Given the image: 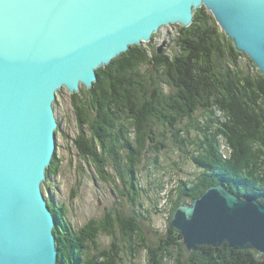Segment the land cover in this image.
<instances>
[{"label": "trees", "instance_id": "1", "mask_svg": "<svg viewBox=\"0 0 264 264\" xmlns=\"http://www.w3.org/2000/svg\"><path fill=\"white\" fill-rule=\"evenodd\" d=\"M157 37L100 67L93 87L82 86L70 100L80 160L101 180L124 181L133 203L141 205L142 194L155 189L156 213L165 211L167 217L165 233L156 231L160 236L153 241L140 220L146 216L117 209L77 229L68 205L52 192L62 165L57 146L42 188L56 219L58 264H124V248L134 259L144 250V264H264L258 250L233 249L228 243L189 253L182 235L169 227L182 198L191 201L212 184L264 204V74L205 6L194 12L189 26L178 25L177 51H159ZM61 132L58 121L56 136ZM173 146L193 161L198 175L179 179L176 186L152 174L149 183L142 182L139 165L159 173L162 150ZM102 232L113 239L112 248L101 246Z\"/></svg>", "mask_w": 264, "mask_h": 264}, {"label": "water", "instance_id": "2", "mask_svg": "<svg viewBox=\"0 0 264 264\" xmlns=\"http://www.w3.org/2000/svg\"><path fill=\"white\" fill-rule=\"evenodd\" d=\"M202 6L264 74V0H0V264L59 263L42 188L57 92L92 88L101 66L164 26H189ZM169 227L189 251L227 242L264 254V204L221 183L183 197Z\"/></svg>", "mask_w": 264, "mask_h": 264}, {"label": "rangeland", "instance_id": "3", "mask_svg": "<svg viewBox=\"0 0 264 264\" xmlns=\"http://www.w3.org/2000/svg\"><path fill=\"white\" fill-rule=\"evenodd\" d=\"M157 34L156 48L159 50L169 48L172 51H177V24L164 26ZM165 90L169 91L170 88L165 87ZM70 94L67 89L62 88L57 92L55 102L58 101V103L57 105L54 104L57 121L61 122L64 133L61 132L57 135V150L62 158V165L59 174L52 179L53 195L60 204L68 205V217L77 229L83 227L91 219H102L108 210L117 209L126 214H133L136 210L148 218L141 217V223L149 238L156 241L161 234L165 233L167 217L165 211L156 213L158 211L155 208L157 203L155 189L150 192L146 190L142 194L141 205H139V201L133 203L130 200L131 196L127 193L128 186L125 185L124 181L119 179L114 183L101 180L97 177L93 167L88 163L85 165L80 160L73 141L77 135V120L71 105ZM193 134L196 137L197 132L195 131ZM166 142L169 143V141ZM168 143L166 145H170ZM172 149L173 151L170 149L162 150L159 160L163 166H159L161 169L159 173H155L153 167L144 170V165H139L142 182L149 183L150 177L154 175L159 176L160 179L164 178L170 185L176 186L179 179H192L198 175L199 170L193 161L178 148L173 146ZM147 162L145 160L144 164ZM172 177L176 180L175 182L172 181ZM156 231L160 235H156ZM99 241L104 249L112 248L113 239L105 233H101ZM119 244L124 248L122 239H119ZM125 250L124 248V264H144V250L135 259L126 256ZM185 255L187 256L188 253Z\"/></svg>", "mask_w": 264, "mask_h": 264}, {"label": "bare ground", "instance_id": "4", "mask_svg": "<svg viewBox=\"0 0 264 264\" xmlns=\"http://www.w3.org/2000/svg\"><path fill=\"white\" fill-rule=\"evenodd\" d=\"M102 67V66H101ZM98 70V69H97ZM69 91V90H68ZM57 129H58V127H57ZM56 138H57V136H56ZM56 143H57V140H56ZM57 148V147H56ZM56 151V150H55ZM176 210V209H175ZM181 234V233H180ZM182 235V234H181ZM182 239H183V236H182ZM183 242H184V240H183ZM225 243H227V242H224L223 244H225ZM222 244V245H223ZM221 245V246H222ZM228 245H229V243H228ZM202 246V245H201ZM211 246V245H210ZM200 247V246H199ZM214 247H219V246H214ZM230 247V246H229ZM199 249V248H198ZM250 249H252V248H250ZM197 251V250H196Z\"/></svg>", "mask_w": 264, "mask_h": 264}]
</instances>
